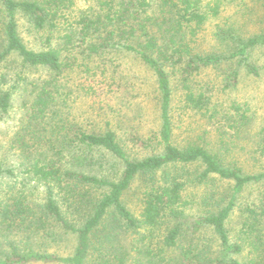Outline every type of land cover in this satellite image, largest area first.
<instances>
[{"label": "trees", "instance_id": "16d2710c", "mask_svg": "<svg viewBox=\"0 0 264 264\" xmlns=\"http://www.w3.org/2000/svg\"><path fill=\"white\" fill-rule=\"evenodd\" d=\"M94 2L96 8L77 12L75 0H0V119L18 89L28 98L13 141L25 183L17 187L14 172L0 164V182L14 179L0 183V264H264V193L243 208L244 220L234 241L226 227L244 188L264 184V172L244 174L200 145H174L171 120L172 77L181 87L184 109L202 110L209 99L194 87L195 79L203 70L235 57L257 76L247 54L264 35L242 41L230 34L236 45L230 55L204 53L199 50L200 35L220 16L222 0ZM19 15L41 35L39 50L28 48L21 39ZM56 33L60 40L54 45ZM224 33L217 28L214 36L223 42ZM120 50L137 57L156 80L160 129L154 151L159 150L140 159L129 156L109 123L97 132L76 122L67 102L64 80L77 72L87 79L111 76L104 60ZM33 71L45 77L30 80ZM83 91L96 95L91 86ZM134 142L144 148L152 143L141 138ZM97 153L120 163V174L97 175ZM195 165L203 167L200 174L187 170ZM211 176L231 183L230 194L212 204L206 196L201 205L189 201L186 190L205 187ZM137 180L141 207L134 216L123 197ZM30 182L44 187L42 199L27 192ZM109 214L120 221L116 228L143 231L142 246L132 262L127 252L114 246L104 224ZM57 231L76 238L67 257L17 245L22 236L53 239ZM207 231L212 241L201 239Z\"/></svg>", "mask_w": 264, "mask_h": 264}, {"label": "rangeland", "instance_id": "374dc122", "mask_svg": "<svg viewBox=\"0 0 264 264\" xmlns=\"http://www.w3.org/2000/svg\"><path fill=\"white\" fill-rule=\"evenodd\" d=\"M75 3L77 12L97 7L94 0H75ZM217 28L226 32L223 35L226 41L219 42L215 38ZM18 32L28 48H41V35L21 15L18 16ZM230 34L240 37L242 41L253 36H263L264 0H222L220 16L206 24L200 35L199 50L204 53L230 55L236 47ZM59 35L55 34L56 39L52 44L55 45L60 40L57 38ZM110 54L104 64L112 72L111 76L107 74L102 78L97 75L87 79L85 74L77 72L64 80L72 117L84 127L97 132H103L109 123L110 129L116 132L131 158L140 159L152 155L159 150L154 151L155 138L160 129L156 80L152 72L132 53L120 50ZM247 62L257 69V76L248 73L239 57L203 70L194 82V87L204 92L209 99L202 110L184 109L181 87L177 79L171 78L172 141L178 147L200 145L217 156L224 165L235 166L242 173L253 175L264 172V39L247 54ZM89 66L95 65L90 63ZM1 71L6 72L4 69ZM29 75L30 80L45 77L43 72L33 71ZM88 86L95 89L96 95L83 91ZM27 101L26 93L18 89L12 95L10 110L0 119V164L14 172L17 187L22 186L25 174L19 166L21 159L13 141L24 121ZM235 107L239 111H235ZM136 138L150 140V148L136 144ZM95 159L100 162L97 165V175L116 177L120 174L121 164L116 160L100 153L95 154ZM187 170L193 175L200 174L203 167L195 165ZM14 179L4 178L3 181L12 183ZM35 185L34 182L27 183V192H32L35 200L42 199L45 189ZM231 188V183L211 176L205 187L191 186L186 193L190 195L189 201H194L195 205H201L203 196L207 197L205 201L212 204L216 199L226 198ZM263 193L264 184H252L244 188L236 202V209L226 224L231 241H234L243 223V208L255 202ZM140 200L141 182L137 180L123 197L124 204L134 216L139 213ZM200 214L202 213L199 211L196 215ZM104 224L114 238L115 248L127 252L129 262H132L137 257L136 250L142 246L140 238L143 231L127 230L122 225L116 228L120 221L113 214H109ZM57 233V237L53 239L39 236L27 240L22 236L16 241L21 249L27 247L60 257L71 255L76 245L75 236L65 235L61 231ZM201 239L212 241L213 237L207 231ZM94 246L96 250L101 248L96 241ZM238 258L242 259L241 256Z\"/></svg>", "mask_w": 264, "mask_h": 264}]
</instances>
